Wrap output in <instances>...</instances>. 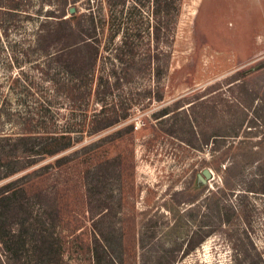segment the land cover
Wrapping results in <instances>:
<instances>
[{"label":"rangeland","instance_id":"1","mask_svg":"<svg viewBox=\"0 0 264 264\" xmlns=\"http://www.w3.org/2000/svg\"><path fill=\"white\" fill-rule=\"evenodd\" d=\"M2 1L23 9L0 6V135L24 118L82 132L22 170L68 154L53 165L59 255L48 264H264V0H181L172 31L156 43L134 34L117 59L107 8L90 0L100 15L92 69L53 58L46 74L57 46L44 55L36 36L57 0L38 11L41 0ZM99 77V116L116 120L88 133Z\"/></svg>","mask_w":264,"mask_h":264},{"label":"trees","instance_id":"2","mask_svg":"<svg viewBox=\"0 0 264 264\" xmlns=\"http://www.w3.org/2000/svg\"><path fill=\"white\" fill-rule=\"evenodd\" d=\"M78 0H57L47 10L51 16L50 22H41L40 31L36 36L37 42L42 44L40 51L46 55L48 46H57L54 53L46 58L48 61L55 58L62 65H75L80 63L90 71L98 52L96 28L99 21V8L90 0L80 2L84 8L76 5ZM107 8L108 20L111 21L113 32L117 40L113 43L112 58H120V48L129 47L131 50L134 34L146 31L155 43L160 30L172 31L174 21L178 14L181 0H102ZM48 2V1H47ZM42 0L37 5V11L42 7ZM0 6L10 9H23L17 2L0 0ZM69 6L73 10L69 11ZM146 20L143 24L142 20ZM66 48L75 59L64 63L66 58L61 52ZM66 52V53H67ZM68 54V55H69ZM78 69V67H76ZM78 72L75 73L77 75ZM47 79H51L47 77ZM93 92L99 101V108L92 113L88 133H93L115 121L113 118L99 116L102 107V82L98 78L94 88L88 86V92ZM44 120V119H43ZM20 127L13 135H0V179L17 173L13 179L0 184V249L3 253L0 262L4 264H48L54 263L59 255L58 245L53 236L55 223V194L53 192L54 180L59 176L58 170L53 165L62 164L68 157L63 154L54 158L53 162L47 161L35 168L22 171L37 160L56 154L77 141L82 134L71 135L68 129H61L54 125L47 126L45 121L24 118L19 121ZM86 130V131H87ZM6 145V147H4ZM22 171V172H20ZM88 169H83V188L87 192L84 178ZM37 177L44 179L33 189L27 190L28 179ZM45 181V182H44ZM26 191L30 193L27 195ZM101 210L92 219V224L100 219ZM91 213H93L91 211ZM93 232L100 238L101 229L95 225ZM202 235L193 242L188 243L183 252L197 244Z\"/></svg>","mask_w":264,"mask_h":264},{"label":"water","instance_id":"3","mask_svg":"<svg viewBox=\"0 0 264 264\" xmlns=\"http://www.w3.org/2000/svg\"><path fill=\"white\" fill-rule=\"evenodd\" d=\"M72 10H73V6H69V11H72ZM201 174L205 177L209 176V171L206 168H204V169H202ZM199 176L202 178V176L200 174H199Z\"/></svg>","mask_w":264,"mask_h":264}]
</instances>
